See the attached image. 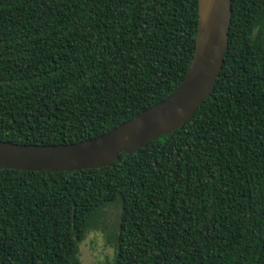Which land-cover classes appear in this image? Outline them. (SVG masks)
<instances>
[{
    "label": "trees",
    "instance_id": "1",
    "mask_svg": "<svg viewBox=\"0 0 264 264\" xmlns=\"http://www.w3.org/2000/svg\"><path fill=\"white\" fill-rule=\"evenodd\" d=\"M230 4L221 70L181 127L102 168H0V264H80L92 229L107 264H264V0ZM197 6L0 0V140L73 143L163 100L192 60Z\"/></svg>",
    "mask_w": 264,
    "mask_h": 264
},
{
    "label": "water",
    "instance_id": "2",
    "mask_svg": "<svg viewBox=\"0 0 264 264\" xmlns=\"http://www.w3.org/2000/svg\"><path fill=\"white\" fill-rule=\"evenodd\" d=\"M197 30L190 65L177 87L157 104L100 135L65 144H23L0 140V168L28 171L97 169L181 127L210 94L228 46L230 0H197ZM91 237V234L89 235ZM89 241L79 244L82 252ZM80 264H92L88 253Z\"/></svg>",
    "mask_w": 264,
    "mask_h": 264
},
{
    "label": "flooded vegetation",
    "instance_id": "3",
    "mask_svg": "<svg viewBox=\"0 0 264 264\" xmlns=\"http://www.w3.org/2000/svg\"><path fill=\"white\" fill-rule=\"evenodd\" d=\"M86 237H89V241L80 254L88 253L92 264H107V260L112 258L114 250L108 243L105 233L98 229H92L89 230Z\"/></svg>",
    "mask_w": 264,
    "mask_h": 264
},
{
    "label": "rangeland",
    "instance_id": "4",
    "mask_svg": "<svg viewBox=\"0 0 264 264\" xmlns=\"http://www.w3.org/2000/svg\"><path fill=\"white\" fill-rule=\"evenodd\" d=\"M120 205L110 204L103 209V221L101 227L106 228L110 232L116 230L119 221Z\"/></svg>",
    "mask_w": 264,
    "mask_h": 264
}]
</instances>
